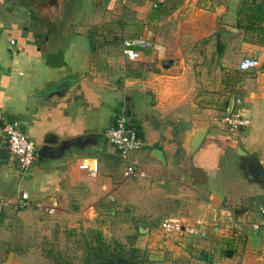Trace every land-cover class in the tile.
I'll list each match as a JSON object with an SVG mask.
<instances>
[{
	"label": "crops",
	"instance_id": "crops-1",
	"mask_svg": "<svg viewBox=\"0 0 264 264\" xmlns=\"http://www.w3.org/2000/svg\"><path fill=\"white\" fill-rule=\"evenodd\" d=\"M72 1L75 10L65 21L57 9L45 8L47 0H0V200L4 206H17L25 195L30 202L46 206L55 202L59 208L68 192L80 193L83 188L90 197L104 188L114 198L111 178L100 175L103 166L95 156L67 161L52 171H31L32 165L19 170L1 126L4 121L18 122L33 146L37 141V160L44 145L89 134L101 138L100 129L109 123L108 130L120 111L116 107L112 112L110 105L120 102L121 109L134 106L142 113L137 130L149 146L143 153L145 176L173 178L174 192L179 193H167L169 198L187 191L196 196L181 200L184 206L178 209L187 211L184 215L166 219H180L185 225L199 221L196 234L207 239L192 243L187 251L179 246L181 250L171 252L172 256L181 252L192 259L199 254L191 264H264V245L240 231L248 209L230 210L224 204L225 196L232 198L238 188L264 195L257 184L237 174L235 154L240 146L264 170V26L262 31L249 19L245 25L238 0H218L212 6V0H163L158 6L153 4L159 0ZM115 14L121 18L117 38L110 32ZM127 34L149 39L153 46L134 60L117 57L114 43H122ZM244 56L257 58L260 66L241 71L238 63ZM163 59L173 63L163 68ZM112 62L123 67L122 84L111 80ZM232 97V110L248 118L249 124L230 134L222 117ZM236 104L241 105L237 110ZM203 127L204 136L192 151V137ZM158 150L163 160L156 158ZM172 157L179 162L177 178L169 165ZM91 159L99 162L94 174L79 167ZM187 160L190 165L184 169L181 162ZM26 182L30 191L23 187ZM4 213L3 209L0 220ZM18 221L27 225L20 217ZM146 238L156 241L153 235L142 240ZM165 242L166 248L174 246L173 241ZM28 252L8 251L0 264H25ZM149 252L147 264L163 258L161 251Z\"/></svg>",
	"mask_w": 264,
	"mask_h": 264
},
{
	"label": "rangeland",
	"instance_id": "rangeland-1",
	"mask_svg": "<svg viewBox=\"0 0 264 264\" xmlns=\"http://www.w3.org/2000/svg\"><path fill=\"white\" fill-rule=\"evenodd\" d=\"M217 1L212 0L209 3L210 6ZM238 2L239 6L242 5L241 7L244 8L247 14H252L262 19L259 20L255 17L256 22H253V24L257 23L258 25L263 23V10H259L256 6L260 4L264 7L263 2H260V0H238ZM43 4L47 10L50 9L52 11L53 9H57L60 11L65 21L68 19L65 16L72 14L73 10H75V8H72V0H47ZM160 4V2L156 1V5L153 4V6ZM153 6L151 7L153 8ZM90 10L93 11V8L90 7ZM111 21V37L117 38L118 35L116 33L118 32L117 28L121 25V18L115 14L114 19ZM247 21V19H244L245 25L248 23ZM259 29L262 30V27H259ZM126 36L132 35L127 34ZM114 44L115 56L123 58L122 43L116 41ZM143 50L146 49H140V52ZM111 66V80L113 84H122L124 76L123 67L119 63L113 62ZM198 68L200 69V67ZM131 73L134 74V72ZM110 92L113 93V90ZM121 92L120 90L117 93L121 95ZM137 94V92L132 94L133 99L136 98L134 100L135 103L138 98ZM123 97L126 100L125 94H123ZM119 105L120 102H113L110 105V110L115 112L116 107L120 108ZM240 106V104H236L235 109L237 110ZM119 108L117 110H123ZM125 115L130 126L138 132L137 121L139 122L142 116L139 109L134 106L131 109L127 108ZM222 124L228 133L238 132V130L228 128L227 124L223 121ZM108 125L109 123L100 129L99 132L102 137L96 145L85 149L74 148L73 152L77 153L76 156H73L72 153H67V156L62 159L58 157L53 159H37L32 164L31 171H52L56 167H64L69 162L75 163L81 157L95 156L103 166L100 175L111 178V183H113L112 195L114 198L109 196L108 193H104V188H101L94 197L85 194L86 190L83 188L80 191L81 194L68 192L69 196L64 198L61 206L51 213L44 208L40 210L32 206L23 208L11 205L4 206L5 213L0 220V262L7 255L8 251H13L17 254L29 251V257L26 258L28 262L24 261L25 264H98L102 259L110 256L134 257L138 261V264H147V261H150L149 254L147 253L150 250H156L161 251L163 258L155 262V264L194 263L199 254H196L195 257L192 255L193 258L190 259L181 254V252L177 253L176 251L178 256H172L171 252L174 253L175 250L180 251L181 249L183 251L190 250L192 243L197 244L205 241L207 237L188 232H167L162 228L161 224L169 215H184L187 211L178 209V207L183 208L184 206V202L181 200L183 198L195 199L196 196L187 191L186 193L183 192L179 198L175 197V195L169 198L167 193L173 195L179 193V190L174 192L176 185L173 183V178L171 179L168 176L162 178L158 176H125L124 168L127 159L121 156L116 147L106 137ZM139 138L143 142L142 150L144 151L141 149L131 151L129 159L136 160L138 168L143 170L146 169L143 157L147 153L149 146L147 144L144 145L141 135H139ZM33 144L35 148H38L37 141H34ZM160 145L163 146L162 144ZM67 161L69 162L67 163ZM178 164L177 157H172V160L169 162V165L172 167V177L177 178L180 174ZM181 164L186 169V166L190 165V162L187 160L186 163L181 162ZM18 168L22 170L20 167ZM223 169H226L225 164ZM23 187L28 191L31 189L28 182L23 184ZM82 187L84 186L82 185ZM61 196L63 197L64 194L61 193ZM88 196L93 199L91 200ZM31 202L33 204L38 203L37 200H31ZM263 203L264 195L249 193L239 188L232 198L228 196L224 198V204L230 210L239 207L248 209L247 222L240 228V231H242L243 235L255 238L260 245H264V233L261 230H254L253 232L252 225L260 220L259 207ZM18 217L25 221L27 225L18 223ZM140 224L146 228L148 227L149 230L144 229L141 232L138 226ZM148 235H153L156 241L150 243L149 238L143 241L142 237H147ZM167 240L173 241L174 246L166 248L164 245H166L165 241ZM238 242L240 241L238 240ZM167 243L169 244L170 242ZM171 244H169V247ZM179 246H181V249ZM261 248L264 252V246ZM236 250V248L232 250V255ZM233 258L237 259L239 257L234 256ZM155 259H157V256L152 258V261Z\"/></svg>",
	"mask_w": 264,
	"mask_h": 264
},
{
	"label": "built area",
	"instance_id": "built-area-1",
	"mask_svg": "<svg viewBox=\"0 0 264 264\" xmlns=\"http://www.w3.org/2000/svg\"><path fill=\"white\" fill-rule=\"evenodd\" d=\"M163 0H159L162 2ZM156 5V3L154 4ZM13 43V40H11ZM153 46L151 40L142 36L123 37L122 39V55L128 60H134L139 56L140 49H148ZM260 66V61L257 58L244 56L238 63V68L241 71H245L251 68H257ZM222 121L227 124L231 130H237L240 127L247 126L249 119L241 115L239 112L231 111L229 114H224ZM1 130L6 142L7 150L12 159L15 160L17 165L21 169L29 168L35 161V148L29 141L28 137L21 130L20 125L16 121H4ZM106 137L112 143L121 156L127 159L124 175H139L144 177L145 171L139 169L137 163L134 160L129 159V153L131 151L139 150L143 146L142 140L139 138L137 131L130 126L125 110H121L117 113L114 124L107 130ZM81 169L89 170L91 173H96L99 170V162L95 159H91L88 162L81 163L79 165ZM5 205L4 200H0V217ZM17 206L23 208L26 206H32L36 209L44 208L48 212H53L57 206L54 202L50 206L43 204H33L30 202L27 196L23 195L18 201ZM261 218L258 222L253 223V227L256 231H263L264 233V203L259 207ZM199 224V221L197 222ZM197 224L185 225L184 221L180 219H165L162 222V228L167 232L172 231H185L188 233H198Z\"/></svg>",
	"mask_w": 264,
	"mask_h": 264
},
{
	"label": "water",
	"instance_id": "water-1",
	"mask_svg": "<svg viewBox=\"0 0 264 264\" xmlns=\"http://www.w3.org/2000/svg\"><path fill=\"white\" fill-rule=\"evenodd\" d=\"M173 63L172 59H163L161 61V65L163 68L169 67ZM126 101H128V97H126ZM235 99L232 97L229 107L226 111V114H229L234 107ZM206 128H201L196 135L192 137L190 142V149L193 151L200 144ZM100 140V136L98 134H89L85 136L75 137L69 140H62L55 145L49 146L44 145L37 151L38 160L42 158L53 159L55 157L63 158L65 154L68 152H73L74 148L85 149L89 146L96 145ZM56 142V141H55ZM158 155L156 158L163 160L162 153L158 150ZM235 154L238 156V164L236 168V172L239 175H242L248 182H252L257 184V187L260 190L264 191V170L260 163V161L253 155L246 153L240 146H237L235 149ZM142 232L143 228L139 227Z\"/></svg>",
	"mask_w": 264,
	"mask_h": 264
},
{
	"label": "trees",
	"instance_id": "trees-1",
	"mask_svg": "<svg viewBox=\"0 0 264 264\" xmlns=\"http://www.w3.org/2000/svg\"><path fill=\"white\" fill-rule=\"evenodd\" d=\"M260 2L264 3V0H260ZM241 6L242 5L239 6V10H241L240 11L241 15H244L243 19H249V21H251V25H252L253 22H256L255 17H257V16H254L252 14H247V12ZM256 6L259 10L264 9V7H262V5H260V4L256 5ZM257 18L259 20H262L260 17H257ZM257 22H261V21H257ZM258 26L263 27L264 25L260 23V24H258ZM124 110L126 112L127 109H124ZM137 134H138V132H137ZM138 136H139V134H138ZM137 262L138 261L134 257L110 256V257H105L98 264H137Z\"/></svg>",
	"mask_w": 264,
	"mask_h": 264
}]
</instances>
